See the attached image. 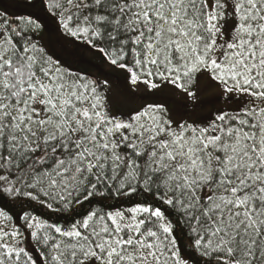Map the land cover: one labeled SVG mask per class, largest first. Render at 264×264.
<instances>
[{
	"label": "snow or ice",
	"instance_id": "snow-or-ice-1",
	"mask_svg": "<svg viewBox=\"0 0 264 264\" xmlns=\"http://www.w3.org/2000/svg\"><path fill=\"white\" fill-rule=\"evenodd\" d=\"M0 264H264V0H0Z\"/></svg>",
	"mask_w": 264,
	"mask_h": 264
},
{
	"label": "trees",
	"instance_id": "trees-1",
	"mask_svg": "<svg viewBox=\"0 0 264 264\" xmlns=\"http://www.w3.org/2000/svg\"><path fill=\"white\" fill-rule=\"evenodd\" d=\"M4 2H5V3H7V2H8V0H4Z\"/></svg>",
	"mask_w": 264,
	"mask_h": 264
}]
</instances>
